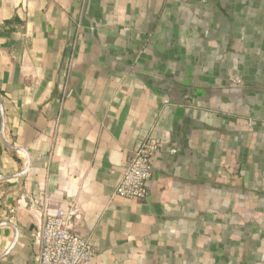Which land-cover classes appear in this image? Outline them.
I'll use <instances>...</instances> for the list:
<instances>
[{"label": "crops", "instance_id": "crops-1", "mask_svg": "<svg viewBox=\"0 0 264 264\" xmlns=\"http://www.w3.org/2000/svg\"><path fill=\"white\" fill-rule=\"evenodd\" d=\"M0 99V264L70 203L93 264H264V0H0Z\"/></svg>", "mask_w": 264, "mask_h": 264}, {"label": "built area", "instance_id": "built-area-1", "mask_svg": "<svg viewBox=\"0 0 264 264\" xmlns=\"http://www.w3.org/2000/svg\"><path fill=\"white\" fill-rule=\"evenodd\" d=\"M164 142L155 138L144 139L132 151L127 166L116 186L117 197L142 202L148 198L149 183L155 156L163 149ZM175 154V150H171ZM76 206L68 205L67 210L44 209L40 253L36 264H93L98 249L87 239L73 233V219Z\"/></svg>", "mask_w": 264, "mask_h": 264}, {"label": "water", "instance_id": "water-1", "mask_svg": "<svg viewBox=\"0 0 264 264\" xmlns=\"http://www.w3.org/2000/svg\"><path fill=\"white\" fill-rule=\"evenodd\" d=\"M0 103H1V99H0ZM1 120H4V116H3V113H2V115H1ZM26 173L24 172V173H22L20 176H24Z\"/></svg>", "mask_w": 264, "mask_h": 264}]
</instances>
